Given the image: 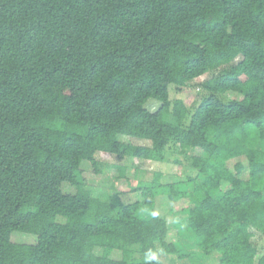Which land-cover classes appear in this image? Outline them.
Returning a JSON list of instances; mask_svg holds the SVG:
<instances>
[{"label": "trees", "instance_id": "16d2710c", "mask_svg": "<svg viewBox=\"0 0 264 264\" xmlns=\"http://www.w3.org/2000/svg\"><path fill=\"white\" fill-rule=\"evenodd\" d=\"M206 75L193 108L171 97ZM98 154L181 166L186 155L196 175L155 173L126 202L114 182L87 183L85 163L126 175ZM160 195L186 210L200 256L153 211ZM256 233L264 0H0V264H164L159 252L172 264H264Z\"/></svg>", "mask_w": 264, "mask_h": 264}, {"label": "rangeland", "instance_id": "374dc122", "mask_svg": "<svg viewBox=\"0 0 264 264\" xmlns=\"http://www.w3.org/2000/svg\"><path fill=\"white\" fill-rule=\"evenodd\" d=\"M210 75L199 77L187 84V86L182 90L181 93H177L174 89L171 90L172 98H182L190 108L196 106L202 96V92L199 88V84L205 79L209 78ZM173 87V86H172ZM225 98H239L238 95L229 93L225 96ZM152 109H156L158 107V103H151L150 105ZM126 141H129L134 144L145 145L148 144L146 141L133 139V138H124ZM194 153H199V151H189L187 152V156H191ZM186 155L181 156L180 160L182 162L181 165H177L171 161L174 157H172L167 162H149L143 160H135L133 158H125V159H117L108 155H99L98 157L105 163L112 165L118 164L126 167V175L123 178L117 177L118 171L116 168L109 169L107 173L102 175H96L93 172L92 166L89 163H85L82 165L84 177L90 185L94 186L97 191L103 192L108 191L111 187V183L114 182L117 190L122 192L121 198L126 202H133L140 199V195L137 192H132L131 188L136 186L139 181L142 180H152L155 173L161 172L163 174L162 181L167 182L174 179H184L188 175L195 176L196 171L189 170V159ZM201 178L199 177V180ZM131 181V183L129 181ZM184 186V185H183ZM181 188V186H180ZM184 188L191 189L192 183L187 184ZM64 192H74V187L65 184L63 185ZM179 204H176L175 207H178ZM174 207V205H173ZM171 201L166 195H160L157 197L156 202L153 207V211L157 213L159 216H162L166 219L167 224L173 229L170 232L171 237L179 238V242L177 244L179 250L182 252H190L194 254H198L200 256L199 250L196 246V238L193 237L192 230L190 231L187 227L186 223V210H176L171 211ZM180 208V207H179ZM177 208V209H179ZM175 228V229H174ZM177 229L179 230L177 234ZM36 237L29 234L24 233H15L12 235V239L17 242L23 243H34ZM255 243L258 245L259 249H264V236L256 233L254 238ZM117 254H114V257H117ZM159 258L162 260L164 264H172L175 262V257H171L166 254H162L159 252ZM207 263L209 262L206 260ZM184 264H189L187 261ZM198 264H205L204 262H199Z\"/></svg>", "mask_w": 264, "mask_h": 264}]
</instances>
